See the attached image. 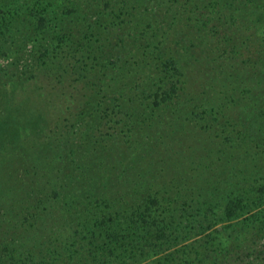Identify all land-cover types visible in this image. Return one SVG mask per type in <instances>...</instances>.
Wrapping results in <instances>:
<instances>
[{
    "label": "rangeland",
    "instance_id": "1",
    "mask_svg": "<svg viewBox=\"0 0 264 264\" xmlns=\"http://www.w3.org/2000/svg\"><path fill=\"white\" fill-rule=\"evenodd\" d=\"M14 1L21 5L27 0ZM127 1L138 9L126 19L133 21L128 23L126 34L121 38H110L117 45L110 47L114 48L113 51L107 57L103 55L106 52L99 54L101 62L107 65L111 63L112 69L110 78L96 81V88L100 90L98 93H95L96 89L86 92L84 83L87 80L77 77L78 69L73 66L75 62L68 58L67 53L55 55L60 64L52 61L46 64L44 54L34 47L29 26L17 24L10 40L0 39V145H11L13 149V152L0 153V166L4 168L0 173L3 206H0V216H7L11 224L19 216L20 209H24L20 207L21 203L28 201L31 205L34 195H31L30 189L33 186L39 189V185L47 182L53 186L57 170L64 174L63 185L73 186L75 196L83 202L89 194L127 196L130 199L144 197L142 186L148 183L155 187L154 190L162 185L170 186L167 184L170 177H178L177 173H188L178 171L183 167L203 169V166L210 164L218 174L220 162H225L228 182H237L245 176L249 177L250 172L262 164L264 155L259 154L262 150L253 144L259 135L249 133L246 137L251 140L247 142L250 147L247 168L240 164L246 156L245 150L225 148L216 140L218 137L201 133L185 118L200 114L206 119L210 110L217 107L218 98L212 95L214 89L211 84L219 91L221 86L235 80L237 75H243L244 79L249 73V80L244 83L246 90L242 87L240 91L244 90L243 96H251L252 90L257 89L253 82H257L259 74L264 72V43L256 40L257 32H264V0ZM6 2L0 0L1 5ZM96 13L89 15L90 20L95 21ZM231 17L236 21H232ZM143 27L150 28L146 31L149 35L155 30L162 35L161 42L150 40L147 48H154L157 44L166 51L175 49L176 56L183 60L186 67V90L176 100L174 110L168 114L148 113L144 108L147 84L142 81L129 84L148 63L139 44L143 34L138 36L139 39L135 38ZM225 32L244 33L246 40L252 43L249 44L250 50L245 41H240V51L231 53V56L229 50L215 49L217 36L220 38ZM147 34L145 37H148ZM94 41L89 43L94 47L93 51L100 53L104 48L101 44L104 39L93 44ZM87 42L83 41L81 47ZM218 51L222 64L215 62ZM198 57L202 63L197 71L191 65H197ZM226 66L231 68L225 69ZM202 79L207 82L201 83ZM207 84L209 90L205 89ZM242 100L244 108L233 115L239 116L244 123H249V120L256 122L257 114L248 105L252 100L245 97ZM117 115L122 119L123 127L105 134L108 131L104 128L109 127L106 124L116 119ZM190 147L200 151H188ZM232 162L233 166L230 165ZM263 165L261 170L264 169ZM159 166L166 167L170 173L165 175V179L155 181L158 173L154 172L159 171ZM39 177L40 183L37 182ZM198 177V180L209 183L206 184L208 187L214 185L220 188L225 181L223 172L217 176L203 173ZM94 184L98 188L88 193ZM135 184L139 189H134ZM175 186H170L172 193ZM6 187H13L10 193ZM258 211L264 213V204L246 212L240 220ZM55 213H59L57 209ZM11 224L0 227V235ZM53 227L57 229L49 225L42 231L46 238L54 232ZM60 230L65 238L75 233L73 228ZM15 235L17 241L22 237L31 239V234L26 230L17 231Z\"/></svg>",
    "mask_w": 264,
    "mask_h": 264
},
{
    "label": "trees",
    "instance_id": "2",
    "mask_svg": "<svg viewBox=\"0 0 264 264\" xmlns=\"http://www.w3.org/2000/svg\"><path fill=\"white\" fill-rule=\"evenodd\" d=\"M137 9L127 0H27L21 5L8 0L0 4V39L10 40L17 24L29 26L34 47L37 52L44 54L46 64L50 61L60 64L61 61L56 60L55 55L67 53L68 58L75 62L73 66L78 69L77 77L87 80L84 83L86 92L96 89L95 93H98L100 90L96 88V81L110 78L112 69L111 63L107 65L101 62L99 54L106 52L102 54L107 57L113 51L114 48L110 47L117 45L110 38H121L126 34L128 23L133 22L126 19L132 17ZM94 12H97L96 19L92 21L89 15ZM231 19L236 21L234 17ZM148 29L143 27L135 36L139 39L138 36L143 34L139 44L148 63L140 69V73L134 75L133 80H137L129 84L141 81L147 84L144 108L148 113L168 114L174 110L176 100L186 90V67L183 66V60L176 56L175 49L166 51L157 44L154 48H147L150 40H162L159 31H151L149 35V32L146 33ZM146 34L148 37H145ZM257 36L256 40L264 43V32H257ZM245 37L244 33L225 32L222 37L217 36L215 49L229 50L231 56V53L240 51V41H245L248 47L252 44ZM101 39H104L101 42L104 48L96 53L89 41L95 40V44ZM85 40L87 44L81 47ZM219 51L215 62L222 64ZM201 63L202 59L198 57L197 65L191 66L198 71ZM248 75L244 79L243 75H237L235 80L221 86L219 91L211 84L214 89L212 95L218 98L217 107L211 109V112L207 111L210 113L206 119L193 112L196 114L194 117L185 118L201 133L218 137L216 140L225 148L245 150L246 156L240 164L247 168L250 151L248 143L251 140L246 137L249 133L259 135L253 144L262 150L259 154L264 155V72L259 74L257 82H253L257 89L252 90L251 96H243ZM203 82L207 81L202 79ZM242 87L244 90L240 91ZM205 89H210L208 84ZM242 96L252 100L248 105L257 114L256 122L249 120V123H244L239 116L233 115L244 108ZM121 120L119 115L109 120L106 124L109 127L104 128L108 131L105 134L119 126L122 128ZM190 150H193L192 147ZM4 151L13 152V149L11 145H0V153ZM193 151L200 150L197 148ZM221 154L222 150L219 152ZM220 164L219 173L223 172L225 176L224 185L222 183L220 188L214 185L208 187L206 184L209 183L198 180L199 174H219H215L209 164L203 166V169H178L188 173H177L174 175L178 177L168 179L167 184L176 185L173 193L168 185L154 190L155 187L147 183L141 188L144 197L130 199L127 196L89 194L83 202L75 196L73 186L63 185L64 174L57 170L53 186L47 182L39 185V189L34 186L30 189L31 195H34L31 197V205L28 201L20 204L24 209H20L13 224L7 216H0V227L11 224L0 235V264H140L143 261H147L144 264H264V213L258 211L240 220L246 212L264 204V169L261 170L264 158L258 169L250 172L249 177L245 176L235 183L227 180L225 162ZM230 165L233 166V162ZM159 167V171L154 172L158 173L155 181L170 173L166 167ZM2 171L4 168L0 166V173ZM195 180L198 181L188 183ZM37 182H41L40 177ZM12 188L6 187V190L10 193ZM96 188L97 184L92 185L88 193H93ZM135 188L139 189L137 184ZM1 200L0 206L3 207ZM82 204L84 208H80ZM56 209L59 213H55ZM49 225L57 229L53 227L54 232L46 238L42 231ZM63 228H73L74 235L65 238L60 230ZM20 230L28 231L31 239L20 237L17 241L15 234Z\"/></svg>",
    "mask_w": 264,
    "mask_h": 264
}]
</instances>
